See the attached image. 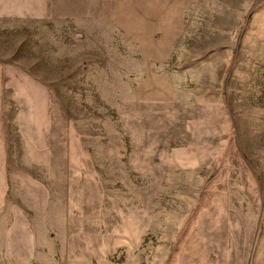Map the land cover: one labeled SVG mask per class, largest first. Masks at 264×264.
Returning a JSON list of instances; mask_svg holds the SVG:
<instances>
[{"label":"rangeland","instance_id":"374dc122","mask_svg":"<svg viewBox=\"0 0 264 264\" xmlns=\"http://www.w3.org/2000/svg\"><path fill=\"white\" fill-rule=\"evenodd\" d=\"M0 264H264V0H0Z\"/></svg>","mask_w":264,"mask_h":264}]
</instances>
